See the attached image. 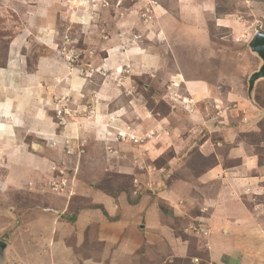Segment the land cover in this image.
Instances as JSON below:
<instances>
[{"label": "rangeland", "instance_id": "obj_1", "mask_svg": "<svg viewBox=\"0 0 264 264\" xmlns=\"http://www.w3.org/2000/svg\"><path fill=\"white\" fill-rule=\"evenodd\" d=\"M192 23L197 28L190 27L193 31L189 32L193 35L202 30L206 36L203 41L194 42L190 38V44L186 42L189 39L183 41L173 36L169 42L158 39V35L165 36V31L171 35ZM258 31L264 33V0H0V64L7 56L9 41L19 36L29 69L34 68L38 55L53 54L75 69L72 76L75 73L76 79L79 74L86 76L87 84L93 86L89 96H95L96 87L105 84L106 79L109 84L113 80L112 97L119 110V117L113 121L99 119L96 124H90L94 133L83 127L86 134L67 136L59 143L58 139H45L50 144L40 141V147L31 145L34 153L50 159L40 165L44 171L52 166L53 172L43 187L30 184L14 188L0 180V241L8 244L4 258L0 255V264H115L109 255L121 247L107 246L100 234L111 230H97L96 223L86 228L73 227L82 209L99 208L107 212L83 195L87 190L115 197L127 193L130 201L143 195L154 199L172 179L180 177L194 188L192 206L203 198H213V190H207L197 181L208 169L217 164L226 168L239 166L246 154L258 165H264V78L256 81L249 97L250 77L263 64L249 45ZM139 46L161 50V67L147 69L144 64L150 62L151 56L144 49H138L140 53H137L134 47ZM147 56L144 63L139 62ZM116 63L119 65H113ZM173 71L181 75L177 74L179 79L206 82L212 93L198 101H188L190 106L181 104L180 100L186 102L188 98L183 97L182 90H170L175 83ZM63 76L64 69L60 68L55 85L52 84V92L58 96L53 109L58 131L68 121L65 108H69V102L63 97L71 94L61 86ZM103 90V94L111 95V86L105 84ZM72 104L73 110L85 116H91L95 110L91 98ZM175 104L181 108L183 117L181 135L187 136L197 126L204 128L196 133V142L190 136L186 139L185 168L175 171L164 185L149 189L144 183L154 178L146 179L143 173L155 171L170 153L156 159L155 164L151 162V167L139 166L140 163L130 165L127 154L133 153L131 144L152 140L153 132L137 129L138 119L130 118L129 114L133 116L145 107L154 113L167 114ZM101 105H97L98 111ZM106 105L104 112L114 106ZM168 120L167 133L171 132L170 127L180 124L177 117ZM105 122L115 134L107 130L102 136L97 133ZM206 137L211 138L210 148H214L209 155L203 154L198 146ZM105 138L118 145L112 149L105 144ZM108 152L119 161L113 164L106 157ZM29 166L17 169L15 174L31 177ZM4 169H0V178H4ZM135 177L139 179L135 181ZM71 191L74 195L68 199ZM242 197L244 205L255 210L253 218L245 221L249 229L237 231L246 250L244 264H264V187ZM157 201L169 226L167 234H152L143 242L139 233L125 234L128 243L138 246L128 253L132 258L127 263L125 259L116 264H213L209 262L207 247L213 232L207 221L202 216L196 219L199 214L194 208H190L189 214L183 211L174 214L170 205ZM141 228L144 226H139V231ZM113 232L117 234L113 230L112 235ZM54 241L58 243L55 249ZM128 255L124 252L122 256Z\"/></svg>", "mask_w": 264, "mask_h": 264}, {"label": "crops", "instance_id": "obj_2", "mask_svg": "<svg viewBox=\"0 0 264 264\" xmlns=\"http://www.w3.org/2000/svg\"><path fill=\"white\" fill-rule=\"evenodd\" d=\"M154 8L158 10L157 6H154ZM225 20L227 19L223 21ZM222 23L225 25V22ZM190 27L193 29L196 26L192 23V25L182 28L181 31L174 30L171 35L165 31V36L159 38L160 36L158 35V39L161 42H165L167 39V42H169L170 38H172L171 36H173L175 39L183 41L189 39L186 42L190 44L192 42L190 38H194V42L195 40L203 41L205 39L206 36L201 32L202 30L199 31L200 33L196 32V34L193 32L194 34L192 35L191 32L193 30ZM162 39L165 40L162 41ZM21 41L22 39L19 36L9 41L7 56L4 63L0 64V169L6 168L4 169V178L1 177L0 180L3 183L12 185L14 188L30 184H35L36 187L39 186L40 188L41 186L43 187L44 182L51 179L50 176L53 173L52 166L49 165L46 171L40 169V165L50 162V159L46 155L40 156L34 153L31 145L40 147L42 146L39 143L40 141L46 144L47 140L58 139L57 143H59L65 140V137L67 139L68 137L86 134L83 127L91 129V132L94 133L93 126H90V124H96L99 119L101 122L105 119H107L106 122L113 121L114 118L119 117V110L114 104V97H112L115 88L113 80H111L110 84L108 83L109 79L104 81L106 86H111V95L103 94L105 84L101 83L96 87V95L99 94V96H89V89H92L93 86L87 84L86 76L79 74V78L76 79L75 73L72 76L75 69H72L68 65L69 63L59 60L56 56H52L53 54L43 53L38 55L34 68L29 69ZM139 47H134V49L136 51L138 49L147 50V55L156 58L152 60L153 58L150 57V62L144 64L145 67L148 66L147 69L152 70L156 67H161V50L158 48L148 50L146 47ZM114 53L115 50H112L111 55H114ZM137 53H140V51ZM139 55L136 54V56ZM147 58L148 56L140 59L139 62L144 63ZM113 65L118 66L119 64ZM60 68L64 69V79L61 86H64L71 94L63 97L64 100L69 102V108H65L69 113L68 115L65 114V118L68 121L64 129L58 131V124L53 113V109H55L54 105L57 104L55 97L58 96H55L54 92H52L54 89L52 84L55 85L54 79ZM173 72L172 76H175L173 78L175 83L170 86V90L173 89L175 92L182 90L183 97L188 98L186 102H184L185 100H178L181 104L190 106L188 101L193 100L195 102L212 93V88L206 82L179 79L177 77L179 73H176L177 71ZM179 76L181 75L179 74ZM99 87L101 88L100 90H98ZM72 92H79V94H72ZM110 96L111 98H108ZM105 97L107 98L105 99ZM89 98L93 99L95 109L93 113L96 115L92 113L91 116H85L83 113H78L77 110L72 109L75 107L72 104L73 101L77 102L78 100V103H80ZM110 103L114 106L112 105L113 107H109L110 109L104 112V106L106 104L108 106ZM98 104H102L100 111L97 109ZM82 106L86 107L85 104ZM180 109L175 104L167 114L154 113L148 107L137 110L133 115L134 117L129 114L130 118L138 119L135 121L137 129L148 130L147 133L153 132L152 140H148L143 144H131L133 153L127 154V161L130 165L140 163L139 166L145 165L151 167V162L155 164L156 159L164 158L163 155L170 153L169 157L164 158V163L158 165L155 171L149 170L143 173V177L146 179L150 177L154 178V180L149 179V181H145L146 183H144L149 189H152V186L158 188L160 185H164L165 181H168L175 171L183 169L186 162L183 155L188 147L186 139L190 136V140L196 142V133H200L201 128H197V126L187 136H185L186 134H180L181 120L183 118ZM175 117H177L180 124L170 127L171 132L167 133L168 118L173 119ZM90 120L92 122H88ZM122 120L124 119L122 118ZM106 122L102 123L103 127H101L100 132H97L101 134L100 136L105 135V130L115 134L114 130L108 124L106 125ZM133 126L134 122L132 123ZM224 133L226 132L224 131ZM104 142L112 146V149L118 145L117 142H110L106 138ZM49 144L47 143V145ZM210 145H213L212 140L210 137H206L199 143V150L203 154L209 155L214 150V148H210ZM108 153L106 157H110L113 164L119 161L118 158H114L112 153ZM147 160L148 162H146ZM28 166L30 167L31 177L24 178L15 174L17 169H24ZM153 166L155 167V165ZM220 166L221 164H217L197 178V181L201 182L202 187L210 191L213 190V193H211L213 194V198L212 196L207 197V199L203 198L192 206H190L193 204L191 190H194V188L192 184L186 183V180L180 177L172 179L169 186L161 189L154 199L152 196L143 195L135 203H131L127 193H120V195L115 197L94 189L87 190L83 195L88 196L93 203L105 207L109 215L106 216L99 208L82 209L75 223L76 225L73 227L75 229L78 226L86 228V226L88 227L90 224L96 223L99 225L96 227L97 230H111L108 234L101 232L102 238L105 239L107 246L121 247L122 250L119 249L115 254H110L109 260L116 264L126 259L127 263L132 258L128 253L133 252L138 244L128 243L125 234L139 233L142 235V242L145 241V237L149 239L152 234H159V236L167 234L169 226L164 221L161 209L158 206L157 200L159 199L170 205L174 214L179 213V211L189 214L190 210L194 208L197 214H199L196 219L203 217V220L207 221L211 232H213L207 240L209 262L213 264H244L243 254L246 253V250L242 246V243L244 244L242 235L237 233V231L248 228L245 221L253 218L251 216L254 215L255 210H250L244 205L242 196L250 193V191L253 192L264 187V165H258L250 155L246 154L239 166L227 168L222 166L221 168ZM250 167L251 171H249ZM138 179L139 177H135V181ZM215 186L216 189L214 191ZM73 195L74 191L73 193L71 191L67 194V198L70 199ZM108 216L112 217L113 220H110ZM114 217L118 218L114 219ZM165 219H168V216ZM141 225L144 228H141L142 231H139V226ZM113 230L117 234L113 232L114 235H112L111 232ZM53 245L55 249L58 243L55 244L54 241ZM119 252H122V255L125 252L128 256L119 255Z\"/></svg>", "mask_w": 264, "mask_h": 264}, {"label": "water", "instance_id": "obj_3", "mask_svg": "<svg viewBox=\"0 0 264 264\" xmlns=\"http://www.w3.org/2000/svg\"><path fill=\"white\" fill-rule=\"evenodd\" d=\"M252 51L256 52L263 60V64L260 69L254 72L249 80V97L251 98L252 92L255 86V83L258 79L264 78V33L258 31L249 43ZM8 244L1 240L0 241V255L4 258L5 250L7 249Z\"/></svg>", "mask_w": 264, "mask_h": 264}, {"label": "trees", "instance_id": "obj_4", "mask_svg": "<svg viewBox=\"0 0 264 264\" xmlns=\"http://www.w3.org/2000/svg\"><path fill=\"white\" fill-rule=\"evenodd\" d=\"M128 195H129V194H128ZM129 196H130V195H129ZM136 201H137V200H132L131 203H135ZM99 207H101L102 209L105 208V207H103V206H99ZM104 212H105V214L108 215V213H107L105 210H104ZM109 217H110V216H109Z\"/></svg>", "mask_w": 264, "mask_h": 264}, {"label": "built area", "instance_id": "obj_5", "mask_svg": "<svg viewBox=\"0 0 264 264\" xmlns=\"http://www.w3.org/2000/svg\"><path fill=\"white\" fill-rule=\"evenodd\" d=\"M134 136H132V138H133ZM55 187V188H54ZM53 189H56V186H53Z\"/></svg>", "mask_w": 264, "mask_h": 264}, {"label": "bare ground", "instance_id": "obj_6", "mask_svg": "<svg viewBox=\"0 0 264 264\" xmlns=\"http://www.w3.org/2000/svg\"><path fill=\"white\" fill-rule=\"evenodd\" d=\"M123 109V108H122ZM9 132V131H8Z\"/></svg>", "mask_w": 264, "mask_h": 264}]
</instances>
